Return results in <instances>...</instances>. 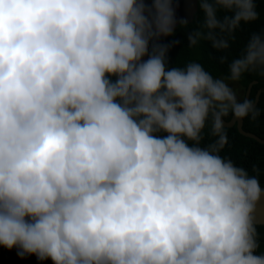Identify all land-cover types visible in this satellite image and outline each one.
Returning a JSON list of instances; mask_svg holds the SVG:
<instances>
[{
  "label": "trees",
  "instance_id": "16d2710c",
  "mask_svg": "<svg viewBox=\"0 0 264 264\" xmlns=\"http://www.w3.org/2000/svg\"><path fill=\"white\" fill-rule=\"evenodd\" d=\"M58 9L90 7L93 20L112 19L132 44L147 39L143 68L208 106L199 86L219 77L252 87L219 110L264 139V0H200L192 23L166 37L152 25L172 0H52ZM41 31L16 38L0 33V152L23 147L87 144L110 148L178 174L264 191V145L197 112L188 97L139 78L144 50L129 49L110 24L85 33V14H55L40 0ZM8 30L38 27L35 0H0ZM141 26V27H139ZM108 53L117 65L108 60ZM258 90L259 101L254 105ZM220 240L209 263L195 253L200 218ZM235 219L173 202L147 191L42 170L0 182V264H264V225L246 224L233 242ZM221 222V223H220ZM243 223V222H241ZM215 240V239H214Z\"/></svg>",
  "mask_w": 264,
  "mask_h": 264
},
{
  "label": "water",
  "instance_id": "95a60500",
  "mask_svg": "<svg viewBox=\"0 0 264 264\" xmlns=\"http://www.w3.org/2000/svg\"><path fill=\"white\" fill-rule=\"evenodd\" d=\"M55 14H85V18L76 25L79 33H85L93 26L107 23L125 38L129 49L135 50L143 46L144 55L138 68V76L150 86H168L185 94L191 107L197 112H213L220 124L224 127L237 125L239 132L249 138L257 140L264 145V139L244 131V120L241 115H234L227 122L220 111L211 106L198 107L191 93L170 81H153L143 74L149 58V47L147 39L140 35L135 44L130 37L112 19L93 20V11L90 7L81 9H58L52 0H46ZM114 7L111 0H109ZM200 0H172V2L159 14L152 25L153 32L159 37L172 34L181 24L192 23L198 13ZM38 14V27L32 33H12L8 30L10 13L7 9L0 10V33L4 31L7 35L16 38H26L37 35L43 25V16L40 0H35ZM98 7L100 4L92 0ZM111 13V10L102 7ZM115 8V7H114ZM108 60L112 65L114 61L108 53ZM254 81L248 87L245 101L248 104ZM256 96L254 107L260 97ZM42 170L58 175L86 177L105 182L115 183L127 187L147 191L154 195L165 197L180 204L200 207L204 210L224 215L246 224L264 225V191L256 188H244L231 185L217 184L199 178L181 175L170 169L162 168L127 154L87 144H56L39 145L34 147H23L0 152V182L9 176L19 173Z\"/></svg>",
  "mask_w": 264,
  "mask_h": 264
},
{
  "label": "rangeland",
  "instance_id": "374dc122",
  "mask_svg": "<svg viewBox=\"0 0 264 264\" xmlns=\"http://www.w3.org/2000/svg\"><path fill=\"white\" fill-rule=\"evenodd\" d=\"M141 27V26H139ZM207 88L199 86L198 91L208 106L217 110H229L231 107L245 99L246 90L235 80L219 77L207 83ZM221 223V222H220ZM209 218H200L194 233L193 244L195 253L207 262L212 261L214 251L219 248L220 240L215 238L208 230ZM225 232L233 230V242H236L241 233L247 228L246 224L232 221L225 225ZM215 239V240H214Z\"/></svg>",
  "mask_w": 264,
  "mask_h": 264
},
{
  "label": "flooded vegetation",
  "instance_id": "af4514ba",
  "mask_svg": "<svg viewBox=\"0 0 264 264\" xmlns=\"http://www.w3.org/2000/svg\"><path fill=\"white\" fill-rule=\"evenodd\" d=\"M259 92H261V90H258L257 94H258ZM257 94H256V96H257ZM260 94H261V93H260ZM255 101H256V98H255Z\"/></svg>",
  "mask_w": 264,
  "mask_h": 264
}]
</instances>
